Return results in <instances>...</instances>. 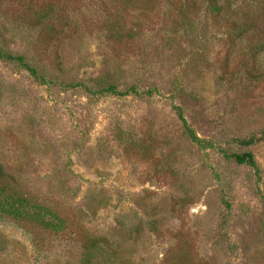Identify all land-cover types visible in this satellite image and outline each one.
Instances as JSON below:
<instances>
[{
  "label": "rangeland",
  "instance_id": "374dc122",
  "mask_svg": "<svg viewBox=\"0 0 264 264\" xmlns=\"http://www.w3.org/2000/svg\"><path fill=\"white\" fill-rule=\"evenodd\" d=\"M103 1L0 0V264H264V0Z\"/></svg>",
  "mask_w": 264,
  "mask_h": 264
},
{
  "label": "trees",
  "instance_id": "16d2710c",
  "mask_svg": "<svg viewBox=\"0 0 264 264\" xmlns=\"http://www.w3.org/2000/svg\"><path fill=\"white\" fill-rule=\"evenodd\" d=\"M163 1L165 2L184 1V4L182 3L183 6L193 11H197L199 8H201L203 2H206L211 13L218 19L225 21L229 26L235 29H240L241 27L245 28L248 26L246 23H241L240 21L227 17V15L224 14L225 7L224 4L221 2V0H104L103 2L105 4L109 3L111 7L114 9L122 8L128 16L132 15V16L150 17L153 15L151 13L153 7L156 6L157 4L159 5ZM127 7L134 8L135 10L134 11L127 10ZM259 46L263 47L264 42ZM4 57L10 60H17L27 66V63H24L23 61V56L14 55L11 53H5L0 50V58H4ZM108 88H112L110 89L112 92H117L114 86ZM251 140L252 139L250 138L246 140V142L249 143L251 142ZM232 156L235 159V161L238 163H246L252 166L253 168H257V163L255 161V158L253 154L249 151L243 153H235ZM97 240H98L97 238H93L91 241H89L88 246H95L96 245L95 242H97Z\"/></svg>",
  "mask_w": 264,
  "mask_h": 264
}]
</instances>
